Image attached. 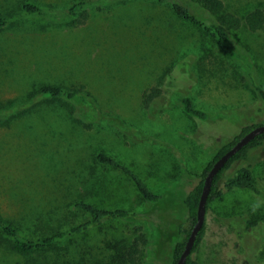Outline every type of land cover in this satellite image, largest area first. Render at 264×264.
Listing matches in <instances>:
<instances>
[{"label":"rangeland","instance_id":"obj_1","mask_svg":"<svg viewBox=\"0 0 264 264\" xmlns=\"http://www.w3.org/2000/svg\"><path fill=\"white\" fill-rule=\"evenodd\" d=\"M80 2L85 10L71 16ZM222 2L241 20L264 8V0ZM28 3L41 13L26 12ZM0 16V105L13 111L0 121V215L31 236L86 222L76 202L141 215L105 222L43 255L0 245V264H114L135 228L146 240L139 264H173L179 231L189 227L183 199L243 128L264 124V28L229 34L242 71L154 0H0ZM44 85L84 86L95 108L79 98L38 100ZM151 89L161 92L153 117L143 100ZM183 97L208 120L188 117ZM97 153L151 191L166 190L161 200L145 202L127 175L95 161ZM244 164L258 194L227 192L209 205L191 254L197 264H264V144Z\"/></svg>","mask_w":264,"mask_h":264},{"label":"trees","instance_id":"obj_2","mask_svg":"<svg viewBox=\"0 0 264 264\" xmlns=\"http://www.w3.org/2000/svg\"><path fill=\"white\" fill-rule=\"evenodd\" d=\"M154 1L157 4L169 5L175 18L185 22L190 26L202 30L211 40H213L217 48L223 54L234 60L238 69L245 71V66L241 64V59H243V56L239 54L236 48L233 46V42L229 34L238 31L243 25L248 29V31L253 33L262 30L264 28V8L251 11L244 16L243 20H241L233 13L225 11V5L222 0ZM23 7L28 13H41L40 9L34 4L28 3ZM85 7L86 2H80L71 6L69 13L71 16L75 17L76 15L80 14L81 11H84ZM5 25L6 21L0 16V29L5 27ZM37 95L38 100L63 99L66 101H73L79 98L83 102H87L89 105L95 108L94 99L85 90L84 86L63 89L59 86L44 85L39 88ZM160 95L161 92L158 89H151L149 93L146 92L143 95L144 104L149 109L151 117L155 116L157 112V110L153 109L152 106H154ZM181 107L183 112L188 117L198 121L208 120V115L204 111L195 108L193 101L189 97H183L181 99ZM12 113L13 111L5 110L4 106L0 105V121L4 118L11 117ZM256 126L259 125H251L243 128L240 135L235 138L233 142L224 147L215 156L213 161L207 165L201 175V181L199 184L194 187L183 199V205L188 214L189 227L188 229H181L179 231L180 238L174 246L173 264H176L189 236L190 230L195 223L196 210L202 190L203 180L210 170L212 164L217 161L225 152H227L241 136L245 135ZM263 144L264 134H261L228 160V162L213 180L211 192L206 203V210L212 202L221 198L224 193L227 192L249 191L258 194L254 183L253 172L250 167L244 163L248 159L250 150L260 147ZM94 158L98 164L104 167L116 169L127 175L132 180L138 194L145 202L151 204L157 203L161 200L160 193L166 191H151L130 170L104 153H97ZM73 208L81 213L86 214L89 217L88 220L74 226L60 228L49 233L36 236L22 234L14 224L10 223L0 215V245L7 253L15 254L21 257L43 255L55 251L59 246L61 247V250H63V246L73 240L82 238L85 239L89 232L97 230L105 222L128 220L131 218L141 219V215L139 213H131L123 209H100L84 202L74 203ZM134 233L138 234L137 237L131 240L121 241L122 244H120L117 254H115L114 258H112L114 264H139V247L144 245L146 240L144 235L140 233L139 228H135L133 234ZM203 235L204 228H202V230L198 233L191 254L197 250ZM57 261L58 260H56V263ZM61 262L62 260L58 261V264H61ZM186 264L197 263L191 259L190 255L186 261Z\"/></svg>","mask_w":264,"mask_h":264},{"label":"water","instance_id":"obj_3","mask_svg":"<svg viewBox=\"0 0 264 264\" xmlns=\"http://www.w3.org/2000/svg\"><path fill=\"white\" fill-rule=\"evenodd\" d=\"M261 134H264V124L254 127L245 135L241 136L227 152H225L217 161L212 164L210 170L208 171L203 180L202 190L196 210L195 223L190 230L189 236L185 242L184 248L176 264H186L187 259L191 255L197 235L204 226L206 203L211 192L215 176L221 171V169L225 166V164L230 158H232L243 147H245L247 144H249L252 140H254L257 136Z\"/></svg>","mask_w":264,"mask_h":264}]
</instances>
